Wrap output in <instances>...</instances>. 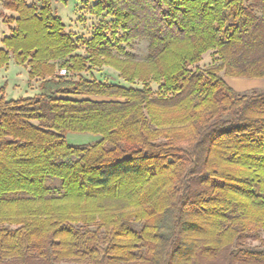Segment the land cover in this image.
Segmentation results:
<instances>
[{
	"label": "trees",
	"instance_id": "trees-1",
	"mask_svg": "<svg viewBox=\"0 0 264 264\" xmlns=\"http://www.w3.org/2000/svg\"><path fill=\"white\" fill-rule=\"evenodd\" d=\"M53 1L1 0L0 69L39 93L0 89V264H264V90L225 82L264 80V0H89L84 54Z\"/></svg>",
	"mask_w": 264,
	"mask_h": 264
},
{
	"label": "rangeland",
	"instance_id": "rangeland-1",
	"mask_svg": "<svg viewBox=\"0 0 264 264\" xmlns=\"http://www.w3.org/2000/svg\"><path fill=\"white\" fill-rule=\"evenodd\" d=\"M26 1L28 4L37 3V0ZM92 5L93 2L89 0H54L52 2L53 12L62 20L65 26V32L71 35L72 39L77 43L78 54H84L83 43L90 39L97 29H102L108 37L111 34L109 23L112 19L104 13L100 15L95 14V12L92 11ZM5 14L7 16L9 15L6 11ZM4 35H8L7 26L0 20V38ZM121 36L122 32L118 30L117 37ZM119 45L137 61H143L147 54L146 41L134 40L129 44L121 43ZM214 58L213 52H208L202 57L198 67L203 69L210 66L214 62ZM59 71L60 69H57V73ZM83 76L94 78L105 83H116L129 86L118 77L115 71L109 68L93 69L90 72L83 73ZM231 81H237L240 83L238 85H243L246 81L257 83H254L255 85L251 84L248 89L240 92L251 89L264 90V80L225 78V82L232 88ZM38 83V81L29 80L26 75V69L17 66L13 61H11L6 68L0 69V89L5 87L3 95L7 101L34 97L39 93ZM132 87L141 89L142 85L140 83H135ZM150 88L156 91L157 86L151 84ZM65 138L67 144L71 146L88 145L99 140L98 136L90 134H67Z\"/></svg>",
	"mask_w": 264,
	"mask_h": 264
},
{
	"label": "crops",
	"instance_id": "crops-1",
	"mask_svg": "<svg viewBox=\"0 0 264 264\" xmlns=\"http://www.w3.org/2000/svg\"><path fill=\"white\" fill-rule=\"evenodd\" d=\"M7 31H8V29H7ZM3 37L4 36H1V38H0V49L2 48V44H1V41H2V39H3ZM9 64H10V62H9ZM232 83H231V86H232V88H234L235 89V91H244V90H246V89H248L249 88V86L251 85V84H257L256 82H251V81H246V82H244V84L243 85H238V84H240V83H238L237 81H231ZM254 84V85H255ZM264 84V83H263Z\"/></svg>",
	"mask_w": 264,
	"mask_h": 264
},
{
	"label": "built area",
	"instance_id": "built-area-1",
	"mask_svg": "<svg viewBox=\"0 0 264 264\" xmlns=\"http://www.w3.org/2000/svg\"><path fill=\"white\" fill-rule=\"evenodd\" d=\"M66 74V72L64 71V70H61V71H59V75H65Z\"/></svg>",
	"mask_w": 264,
	"mask_h": 264
}]
</instances>
